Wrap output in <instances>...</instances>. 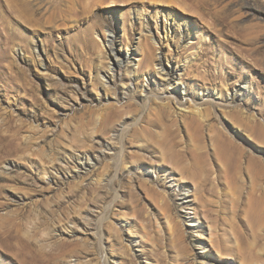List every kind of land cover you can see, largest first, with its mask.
I'll use <instances>...</instances> for the list:
<instances>
[{
  "label": "rangeland",
  "instance_id": "374dc122",
  "mask_svg": "<svg viewBox=\"0 0 264 264\" xmlns=\"http://www.w3.org/2000/svg\"><path fill=\"white\" fill-rule=\"evenodd\" d=\"M252 203L264 0H0V264H264Z\"/></svg>",
  "mask_w": 264,
  "mask_h": 264
},
{
  "label": "bare ground",
  "instance_id": "6f19581e",
  "mask_svg": "<svg viewBox=\"0 0 264 264\" xmlns=\"http://www.w3.org/2000/svg\"><path fill=\"white\" fill-rule=\"evenodd\" d=\"M170 32H171V29L169 28V31H168V33H167V36H169L170 35ZM112 35H113V32L111 33ZM111 49H112V53L114 54V56H115V59H116V65H118V67H122L123 66V64H124V60H123V58H121V56H119L117 53H116V51H115V49H114V47L113 46H111ZM160 65H161V72H159L160 74H168V68H167V65H165V63H160ZM114 72H113V74H110V72H108V76L110 77V81H113L114 79H116V77L117 78H119V74L117 73L116 74V72H115V68L114 69H112ZM109 71H111V69H109ZM129 81H132V79H130ZM109 83V82H108ZM127 86H128V88L130 89V87H129V85L127 84ZM178 86V85H177ZM177 89V88H176ZM245 94H246V92L243 90L242 91V93H241V95L242 96H245ZM209 96H206V97H214V95H213V93L212 92H210L209 94H208ZM89 159V160H88ZM88 159H86L85 161L86 162H84V160L83 159H80L79 160V164H80V170L81 169H84V167L86 168V166H90V165H92L93 163H92V161H93V159H91V158H89L88 157ZM198 169H200L199 167H198ZM203 172L204 171H202V173L201 174H203ZM204 175V174H203ZM205 181H206V179H204L203 181H201V182H199L200 184H198L199 185V187H201V186H204V183H205ZM207 182V181H206ZM211 183V182H210ZM213 185V184H212ZM203 188V187H202ZM213 190V189H212ZM175 191H176V193H177V199H176V202H177V204H178V206L180 207V208H182L183 210L184 209H186L187 207H189V206H191L192 204H193V202H195L194 200L193 201H191L189 198H190V195H189V190H187V188H178V187H176V189H175ZM200 191H201V189H200ZM202 192V191H201ZM203 193V192H202ZM199 194V193H198ZM203 198V197H202ZM202 201V200H201ZM203 205V204H202ZM204 208H206V205H205V203H204V206H203ZM208 208V207H207ZM250 211H251V213L253 214V215H255L256 216V218H257V220L259 221V222H261L262 224L264 223V214L262 213V211H264L263 210V207L261 206V205H259L258 203H252V206H251V209H250ZM168 222V221H167ZM191 223H193L194 221L193 220H191L190 221ZM169 225V224H168ZM170 227V226H169ZM201 227H199V226H197V227H194V228H192V229H200ZM251 237V236H250ZM201 244L203 243V242H200ZM246 244H247V248H250V241H247V242H245ZM220 245V244H219ZM222 246V245H221ZM214 247H217V245H214ZM223 247V246H222ZM224 248H222V250H223ZM226 250H227V248H225ZM229 250H230V248H228ZM220 250V249H219ZM228 250V251H229ZM221 251V250H220ZM112 260H111V263L112 264H115L116 263V260H114L115 258H111ZM221 261L222 260H217V259H215L214 261H210L208 264H223V263H221ZM245 263V262H244ZM246 264V263H245Z\"/></svg>",
  "mask_w": 264,
  "mask_h": 264
}]
</instances>
